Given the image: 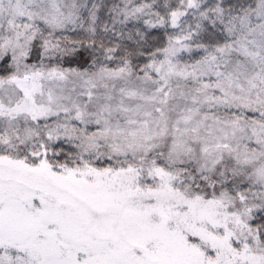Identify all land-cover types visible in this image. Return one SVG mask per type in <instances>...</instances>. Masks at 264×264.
I'll use <instances>...</instances> for the list:
<instances>
[{"label":"snow or ice","instance_id":"obj_1","mask_svg":"<svg viewBox=\"0 0 264 264\" xmlns=\"http://www.w3.org/2000/svg\"><path fill=\"white\" fill-rule=\"evenodd\" d=\"M0 264H264V0H0Z\"/></svg>","mask_w":264,"mask_h":264}]
</instances>
